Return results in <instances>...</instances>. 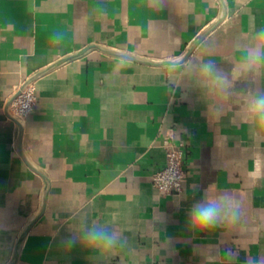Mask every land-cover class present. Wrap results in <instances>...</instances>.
Listing matches in <instances>:
<instances>
[{
	"label": "crops",
	"instance_id": "obj_1",
	"mask_svg": "<svg viewBox=\"0 0 264 264\" xmlns=\"http://www.w3.org/2000/svg\"><path fill=\"white\" fill-rule=\"evenodd\" d=\"M261 31L264 0H0V264L264 255V125L251 110L264 65L241 59ZM22 84L37 105L19 124ZM170 137L187 176L161 196L151 177ZM220 196L239 219L194 225L193 206ZM93 226L117 244L83 243Z\"/></svg>",
	"mask_w": 264,
	"mask_h": 264
},
{
	"label": "clouds",
	"instance_id": "obj_2",
	"mask_svg": "<svg viewBox=\"0 0 264 264\" xmlns=\"http://www.w3.org/2000/svg\"><path fill=\"white\" fill-rule=\"evenodd\" d=\"M241 59L249 65H264V31L257 33L253 42L243 48ZM204 74L211 75L217 71L213 65H205ZM218 80L223 77H216ZM251 110L264 125V94H257L251 101ZM239 219V208L228 202L227 197L210 198L195 204L190 212V220L200 228H210L226 222H236ZM118 236L106 229L93 226L83 236V243L89 247L110 248L117 244ZM69 245L72 241L67 242ZM245 264H264V255L254 251L245 259Z\"/></svg>",
	"mask_w": 264,
	"mask_h": 264
},
{
	"label": "built area",
	"instance_id": "obj_3",
	"mask_svg": "<svg viewBox=\"0 0 264 264\" xmlns=\"http://www.w3.org/2000/svg\"><path fill=\"white\" fill-rule=\"evenodd\" d=\"M37 105L36 88L33 84H22L16 98L10 105V114L13 119L22 124L33 113ZM165 165L152 175L154 189L161 196L181 194L183 183L187 176L185 167L184 145L167 138L164 143Z\"/></svg>",
	"mask_w": 264,
	"mask_h": 264
},
{
	"label": "water",
	"instance_id": "obj_4",
	"mask_svg": "<svg viewBox=\"0 0 264 264\" xmlns=\"http://www.w3.org/2000/svg\"><path fill=\"white\" fill-rule=\"evenodd\" d=\"M212 31V30H211ZM210 33V31H208L206 34H204L191 48V51L200 43V41H202L208 34ZM25 234V233H24Z\"/></svg>",
	"mask_w": 264,
	"mask_h": 264
}]
</instances>
